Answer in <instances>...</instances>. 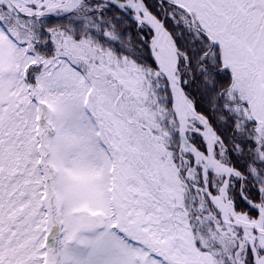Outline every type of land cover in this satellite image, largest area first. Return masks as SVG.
Returning <instances> with one entry per match:
<instances>
[{
  "label": "snow or ice",
  "instance_id": "snow-or-ice-1",
  "mask_svg": "<svg viewBox=\"0 0 264 264\" xmlns=\"http://www.w3.org/2000/svg\"><path fill=\"white\" fill-rule=\"evenodd\" d=\"M86 2L87 15L97 27L80 31L85 36H95L102 47H113L125 62L131 60L139 65L157 94V103H173L171 80L161 68L164 42L171 38L183 53L176 63L180 87L186 95H199L193 109L204 114L193 119L200 131L192 135L201 141L206 155L212 151L219 156L223 145L222 154L235 162L233 168L239 169L227 177L231 207L233 211L246 208L259 218L250 233L244 226H236L242 242L231 248L235 259L226 258L227 264H264V0H192L187 6L179 0ZM30 7L45 6L33 3ZM197 12L220 39L210 38L201 28V20L193 19ZM21 15L25 19L39 16L53 21L64 19L67 13L58 14L49 7L46 12ZM12 23L11 18H0V31L19 50L7 56L0 50V264H198L182 239L180 223L170 215L175 209L160 185L144 176L122 183L126 179L120 174L122 165L113 168L109 176L116 186L107 193L111 197L108 206L99 218L90 221L97 229L94 235L84 236L81 230L69 227L66 214L53 215L48 207L52 196H46V203H39L42 211H36L40 190L46 188L49 179L56 189L67 176L65 169L80 175L83 167L97 161H104L105 170L112 167L111 159L105 160V154L91 140L73 138L74 133L90 126L86 113L96 107L93 92L103 97L102 105L114 101L117 108L134 103L136 98L127 94L123 84L114 87L110 71L100 68L86 72L89 64L99 65L100 60L92 58L85 63L63 49L57 53L53 34L43 26L41 39L28 47V41L12 37L8 28ZM106 30L117 33L119 38L108 35ZM73 36L78 39L79 32ZM222 40L236 46L233 51L244 70L257 82V97L251 104L248 99L229 98V90L223 87L230 80L231 70L224 63ZM38 52L52 55L39 56ZM205 98L208 103H201ZM237 103L242 107H233ZM171 115L175 117V112ZM168 122L165 118L164 123ZM206 126L215 133L214 142L203 135ZM37 157H42V164L53 165L55 172L41 165L34 170ZM174 162L183 163L175 155ZM193 162L189 160V166ZM196 167L200 179L192 189L194 193L205 185L203 169L199 164ZM37 170L44 181L34 189L32 176ZM207 183L206 199L217 192L213 181ZM191 203L188 223L192 232L198 230L196 225L206 231L196 219L199 215L203 220L205 210H196L195 197ZM206 223L213 225L214 221L208 219ZM72 245L83 246L86 251L79 253ZM195 245L201 252L207 251L199 239Z\"/></svg>",
  "mask_w": 264,
  "mask_h": 264
},
{
  "label": "rangeland",
  "instance_id": "rangeland-1",
  "mask_svg": "<svg viewBox=\"0 0 264 264\" xmlns=\"http://www.w3.org/2000/svg\"><path fill=\"white\" fill-rule=\"evenodd\" d=\"M179 2L187 6L192 0H179ZM41 4L45 6L43 9L39 7L33 9L30 7L31 4L28 7L33 10H46L47 5L44 2L37 5ZM88 7L86 0H80L79 11L82 9L88 10ZM55 12H60V10L58 9ZM197 14L199 13L197 12ZM0 18L5 20L11 18L14 21V23L8 25V28L13 33L14 36L12 37L16 41L17 39L19 41L26 40L28 41V47H31L34 40L41 39L40 25H37V22L39 21L40 23L41 19L26 21L23 18L11 15L1 5ZM197 19L201 20V25L204 24V30L211 33L212 39H220L201 16L197 17ZM49 29V32L55 35L56 26L54 23H50ZM53 35L51 39L57 41V53L63 49L73 59H81L85 63L94 58L93 52L85 43L77 42L69 36L61 37L59 35L53 37ZM43 40H46V37H43ZM222 45L225 52L223 54L224 58L225 60L227 59L228 66L236 78L235 87L242 94L241 97L250 100L251 104V101L257 97V82L244 70L243 62L239 59L236 52L233 51V48L236 46H230L229 42L223 40ZM0 50H3L6 56L18 54L19 51L12 39L2 31H0ZM38 55L51 57L52 54L38 52ZM178 55H183V53L179 51ZM95 59L99 60L100 58L97 57ZM100 61V65L97 66L89 64L86 72L91 73L100 68L110 71L115 78L114 87L123 84L124 89L127 90V94L135 97L136 100L132 104L117 108L114 101L111 105H102L100 100L103 97L93 92L92 99L96 107L94 110L86 113L90 119V126L74 133L73 138L77 141L91 140L97 145L99 152L105 154V160L111 159L112 167L105 170L102 166L104 161H97L90 166L83 167L82 174L80 175L65 169L67 176L59 183L56 189L52 188L51 179L47 181L42 203H46V196H52V204L48 206L52 214L55 216H60L62 213L66 214L69 227L81 230L84 236H92L97 229L90 221L102 215L103 209L108 206L107 201L111 199L107 193L116 186L109 179V176L113 175V168L122 165L120 167V174L126 178L122 183L134 181L139 176H144L160 185L161 192L165 195L170 206L175 209L174 213H170V215L173 216L175 221L180 223L182 239H184L185 243L194 253V259L198 264H227V259H235L231 248L237 241L233 239V234L229 232L230 225L226 222L224 213L209 198L206 199L202 189L193 194L188 191L186 180L189 184L192 183L196 186V181L200 178L193 163L195 162L196 165H200L201 162L195 152L189 157L188 154L191 151L181 148L179 135H176L178 125L175 117L171 116L169 122L167 124L164 123L166 129L163 127L165 119L163 120L162 116L165 112L163 109H160L163 106V102L157 103V94L153 92L149 79L146 83L144 70L130 60L127 62L124 60L122 64L110 63L109 61L103 63V59H100ZM129 72H131V75H129ZM159 95L166 94L160 93ZM145 101L147 102L145 103ZM168 109L170 110L169 107ZM168 109L166 107V111ZM37 119H39V116H37ZM193 119L199 118L195 116L188 120L187 133L192 140L200 141L196 136L192 135L193 131H200L193 123ZM205 130L206 127L203 129V135L207 139L213 140L209 133L208 135L205 134ZM209 153L215 159L214 152L210 151ZM174 155L183 163H175ZM39 158V164L33 165L34 170L36 169V165H41L45 170L51 169L52 172H55L56 169L53 165L48 163L42 164V157ZM189 160H194L192 167L189 166ZM216 165L211 170L215 173L213 182L215 180L219 181L218 184H215L217 188L216 194L219 195V192L221 193L220 185H222L226 177V174L221 170H226L227 168L218 164ZM182 168H186L187 171L182 172ZM38 173L39 176L36 177ZM48 175L50 177L51 173H48ZM42 179L44 180V176L37 170L36 174L32 176V187L34 189L37 188L39 181H42ZM128 186L132 187L131 184H128ZM106 188L107 192L105 191ZM193 197L197 201L196 210H205L203 213L204 219L201 220L199 215L196 219L204 224L206 231H200L199 225H196L198 230L193 233L191 230L192 225L188 223V220L191 219L188 213L193 209L191 203ZM227 199L229 200L228 196ZM36 211H42L38 203ZM217 211L220 213L219 218H217ZM237 213L248 217L253 222L259 219L248 216V212L244 210ZM44 215L47 216V213H44ZM208 219L213 220L214 224L208 225L206 223ZM231 219L235 223L234 219ZM231 226L232 229L235 228L237 230L236 224H231ZM232 231L237 235V231H234V229ZM197 239L202 242L207 251L201 252L196 247L195 240ZM240 240L242 241L241 237ZM72 249L79 253L86 251L83 246L77 245H72Z\"/></svg>",
  "mask_w": 264,
  "mask_h": 264
},
{
  "label": "trees",
  "instance_id": "trees-1",
  "mask_svg": "<svg viewBox=\"0 0 264 264\" xmlns=\"http://www.w3.org/2000/svg\"><path fill=\"white\" fill-rule=\"evenodd\" d=\"M24 20L26 21H33V20H30V19H25L23 18ZM77 20H83L84 21V24H77L76 21ZM50 23H54V25L56 26V30H55V35H53V37H56V36H61V37H65V36H69L71 37L72 39L76 40L77 42H83L85 43L86 45H88V47L90 48V50L93 52V57L94 58H97L99 57L100 59H103V63L106 62V61H109L110 63L111 62H115L117 64H122L124 59L122 58H119L117 56V52L113 49V47L111 46H108L107 44H105L104 47L101 46V42L99 40H97V38L93 35H87L85 36L83 31H80V29H87V28H95L97 27V25L93 22V18L91 16H88L87 15V10L86 9H82L79 11V9L71 14V15H68L66 17H64V19H56V20H53V21H48L46 18L44 19H41L40 23L37 22V25H40V27L43 25L44 28H46L48 31L50 30L49 29V26H50ZM11 32V31H10ZM74 32H79V38L78 39H75L74 36H73V33ZM107 32V30H106ZM108 35L112 36L113 38H119L118 37V34L115 33V32H107ZM11 35H13V33L11 32ZM8 36V35H7ZM49 39L48 37H46V40ZM191 39V37H189V40ZM55 41V44H56V51L58 50L57 48V41L55 39H53ZM17 41H19L17 39ZM222 52V51H221ZM104 56V57H103ZM109 58V59H107ZM99 59V60H100ZM225 63V62H224ZM97 66V64H95ZM100 65V64H99ZM220 66H223V65H220ZM199 83V82H197ZM231 84H232V76H230V80L227 84H224L223 87L228 89V96L229 98L231 99H237V100H243L241 99L240 95L238 94V92L234 89V87L232 88L231 87ZM193 102L196 101V100H199V95H196V96H191V95H187ZM163 102V101H162ZM201 103H208L207 101V98H205L204 100L201 101ZM166 107L168 109V107L170 108V110L168 109L166 111ZM233 107H236V108H240L242 107L241 104L237 103L236 105H234ZM160 109H163L164 110V114L162 116V119L164 120L165 117L167 118V120L169 121L170 117L172 116L171 113L173 112L172 110V104L171 105H166L164 102H163V106L160 107ZM198 113L204 115L203 113L200 112V110H197ZM219 115V114H218ZM176 119V118H175ZM163 127L166 129L165 125H164V122H163ZM165 129H163L165 131ZM191 141L200 149L203 151V149L201 148V141H196V140H192V138L190 137ZM167 143V142H166ZM217 157L219 159H221L222 161L230 164L233 166V164L235 163L234 161H231L226 155H223L222 154V150H221V154ZM36 164H39V157H37L36 159ZM236 170L239 171L238 168H235ZM39 176V173L37 174L36 177ZM212 179H213V175H211ZM264 179V178H262ZM44 180L42 179V181H39V184L41 182H43ZM214 183L218 184L219 181L218 180H215ZM41 195L39 197V201L37 202L38 205L39 203H42V198H43V194H44V189H41ZM229 193H230V196L232 198V191L231 189L229 188ZM253 195H255V193H253ZM257 203H259V201H257ZM240 211L244 210V211H248L246 208H241L239 209ZM251 216L253 217H256L254 216L253 214L250 213Z\"/></svg>",
  "mask_w": 264,
  "mask_h": 264
},
{
  "label": "bare ground",
  "instance_id": "bare-ground-1",
  "mask_svg": "<svg viewBox=\"0 0 264 264\" xmlns=\"http://www.w3.org/2000/svg\"><path fill=\"white\" fill-rule=\"evenodd\" d=\"M1 2H7L9 4L15 5L16 7L24 10V11H32L33 9L29 8L28 5L29 4H40V3H45L47 5V9L49 10V7L51 8V10H55V9H67L74 0H0ZM171 52H172V46L171 43L169 41V39H167L164 42V46H163V50H162V54H160V61H161V68L163 72L168 73L169 71V58L171 56ZM176 95H177V103H178V110L180 111V113L182 114V120H183V124L184 127L188 124V120L192 117H195L197 115L194 114L193 111V106L191 104L190 101H188L186 99V97L183 95V93L181 92V88L179 86H176ZM199 117V116H197ZM205 134L208 135V133L210 132L209 128L206 127L205 130ZM199 160H201L200 158H198ZM203 162H205V170L209 169V168H213L216 165V162L212 159V157H207V158H203ZM224 174H228V170L223 169L221 170ZM217 203L219 204V206H223L224 207V217L226 222L228 223H233L232 221V214L234 213L232 207H231V203L228 202L226 200V185L222 188L221 194L218 196L217 198ZM233 219L234 222L238 221L242 226H244L246 232L250 233V227L253 226V224L255 222L251 221L248 219V217L246 216H242L241 214H234L233 215Z\"/></svg>",
  "mask_w": 264,
  "mask_h": 264
},
{
  "label": "water",
  "instance_id": "water-1",
  "mask_svg": "<svg viewBox=\"0 0 264 264\" xmlns=\"http://www.w3.org/2000/svg\"><path fill=\"white\" fill-rule=\"evenodd\" d=\"M80 3V0H74L72 5L67 9L64 10L62 13H67L70 14L72 12H74L76 10V8L78 7ZM2 5L7 6L8 9H10V11H12L13 13L17 14V15H21V13H25L15 7H8V5L6 3L2 2ZM41 12V11H40ZM46 12V11H44ZM33 13V12H31ZM31 13H26V14H31ZM39 17V16H37ZM171 41V38H169ZM172 52H171V56L169 58V71L168 73H166L169 77V79L171 80V84H172V96H173V101H174V110L176 112L177 115V119H178V123H179V131H180V139L182 141V143H186L188 144L190 147L194 148L195 147L190 143V141L187 138L186 135V131H185V127L183 124V120H182V114L180 113V111L178 110V103H177V95H176V86H177V71H176V63H177V59H178V48L172 44ZM206 187L208 188L207 184ZM210 197H212V199H214L215 197H213L212 195H210Z\"/></svg>",
  "mask_w": 264,
  "mask_h": 264
}]
</instances>
